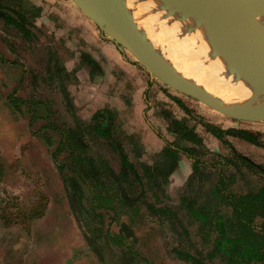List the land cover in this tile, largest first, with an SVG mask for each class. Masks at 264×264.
Wrapping results in <instances>:
<instances>
[{"label":"rangeland","instance_id":"rangeland-1","mask_svg":"<svg viewBox=\"0 0 264 264\" xmlns=\"http://www.w3.org/2000/svg\"><path fill=\"white\" fill-rule=\"evenodd\" d=\"M0 5L24 28L0 16V264H191L179 250L226 264L220 254L207 257L213 237L200 230L189 204L203 201L221 174L238 193L259 188L264 174L244 167L204 123L251 129L264 140V121L232 118L152 77L71 0ZM111 28L106 31L113 36ZM10 93L17 97L13 105ZM101 108L114 114L106 137L89 125ZM173 119L201 144L175 133ZM70 127L82 132L94 162L104 160L118 171L123 150L144 177L141 189L133 186L138 200L115 202L109 210L72 207L74 193L51 157L58 132ZM225 138L264 168V148ZM166 144L193 151H181L173 161L162 152ZM58 156L65 160L67 151ZM150 175L157 182H147ZM185 197L191 202L183 203ZM149 203L171 208L176 217L157 214Z\"/></svg>","mask_w":264,"mask_h":264},{"label":"trees","instance_id":"trees-1","mask_svg":"<svg viewBox=\"0 0 264 264\" xmlns=\"http://www.w3.org/2000/svg\"><path fill=\"white\" fill-rule=\"evenodd\" d=\"M1 8L5 7L0 5ZM0 14L4 15L5 23L13 25L16 23L24 30L10 13L0 10ZM11 99L14 100L12 97ZM171 122L172 126H177L179 129L175 133L189 138L194 144H201L200 137L191 128L178 120L173 119ZM113 123V112L110 109L101 108L93 112L89 125L95 133L106 137ZM204 127L207 132L226 143L232 151V156L237 157L244 167L256 169L264 174V168L238 153L225 138V136L240 138L264 148V140L260 132L246 128H220L212 123H204ZM72 129L74 127L58 132L59 141L51 154L55 166L68 182L67 187L74 193L76 201H71L72 207L88 211L98 208L109 210L113 209L115 202L133 204L138 200L139 194L134 193L133 186L141 189L145 185L142 182L144 177L138 173L135 165L122 152L123 150L119 148L120 166L119 170L115 171L104 160L94 162L95 160L88 153L87 144L83 141L82 132ZM64 151H67V156L61 161L58 155ZM181 151L190 156L193 147L182 148L166 144L162 149L166 157L173 161H177ZM152 177V175L146 176L147 182L150 180L157 182ZM230 182L232 181H228L226 176L221 174L210 190L211 193L209 192L207 197L204 196L203 201L193 202V206L189 204V212L199 223L200 230L204 231L206 237L209 235L213 237V245L207 257L211 259L220 254L226 264H264V183L256 190L238 193L231 188ZM86 193L89 197V205L85 203ZM191 200L190 197H185L183 203L191 202ZM147 207L157 214L176 217V213L171 208L156 207L151 203L147 204ZM110 236L115 238L118 234L111 232ZM179 254L191 264H208L190 252L179 250Z\"/></svg>","mask_w":264,"mask_h":264},{"label":"bare ground","instance_id":"bare-ground-1","mask_svg":"<svg viewBox=\"0 0 264 264\" xmlns=\"http://www.w3.org/2000/svg\"><path fill=\"white\" fill-rule=\"evenodd\" d=\"M210 12L209 7H194L184 0H146L144 19L138 25L147 39L160 46L165 61L181 76L236 114L264 113V80L249 57L231 50L227 36L211 20ZM96 16L106 30L128 21L101 12ZM112 34L126 41L124 34L116 30Z\"/></svg>","mask_w":264,"mask_h":264},{"label":"water","instance_id":"water-1","mask_svg":"<svg viewBox=\"0 0 264 264\" xmlns=\"http://www.w3.org/2000/svg\"><path fill=\"white\" fill-rule=\"evenodd\" d=\"M87 17H89L106 35L128 48L141 62L150 75L156 76L163 83L176 91L193 97L212 109L232 118L259 122L264 121V113L239 115L217 100L210 93L187 80L170 66L159 47L146 38L139 27L143 18L146 0H71ZM191 6L209 7L210 18L217 22L227 36L231 50L249 57L258 74L264 80V0H184ZM98 12L117 15L127 21L115 27V30L126 36L122 42L111 36L102 26ZM217 19V20H216Z\"/></svg>","mask_w":264,"mask_h":264},{"label":"crops","instance_id":"crops-1","mask_svg":"<svg viewBox=\"0 0 264 264\" xmlns=\"http://www.w3.org/2000/svg\"><path fill=\"white\" fill-rule=\"evenodd\" d=\"M77 16L80 18L79 14H77ZM105 46H108V45H105ZM0 57H1V56H0ZM15 88H16V87H15ZM15 90H16V89H13V91H15ZM11 97H12L14 100H12ZM8 100H9V102L13 105L14 102L17 100V97L15 96V94L10 93L9 96H8ZM24 100H25V99H24ZM28 100H31V99H28ZM12 101H14V102H12ZM236 139H238V140H240V141H242V142H244V143H247L245 140H242V139H240V138H236Z\"/></svg>","mask_w":264,"mask_h":264},{"label":"flooded vegetation","instance_id":"flooded-vegetation-1","mask_svg":"<svg viewBox=\"0 0 264 264\" xmlns=\"http://www.w3.org/2000/svg\"><path fill=\"white\" fill-rule=\"evenodd\" d=\"M0 16L3 17L4 15H1V14H0ZM246 142H247V141H246ZM248 143H249V142H248ZM250 144H251V143H250Z\"/></svg>","mask_w":264,"mask_h":264}]
</instances>
